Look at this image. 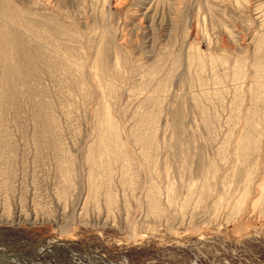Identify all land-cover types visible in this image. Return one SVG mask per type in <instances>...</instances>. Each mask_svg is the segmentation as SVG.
<instances>
[{
	"label": "rangeland",
	"instance_id": "rangeland-1",
	"mask_svg": "<svg viewBox=\"0 0 264 264\" xmlns=\"http://www.w3.org/2000/svg\"><path fill=\"white\" fill-rule=\"evenodd\" d=\"M0 254L264 264V0H0Z\"/></svg>",
	"mask_w": 264,
	"mask_h": 264
},
{
	"label": "bare ground",
	"instance_id": "bare-ground-1",
	"mask_svg": "<svg viewBox=\"0 0 264 264\" xmlns=\"http://www.w3.org/2000/svg\"><path fill=\"white\" fill-rule=\"evenodd\" d=\"M69 229H70V226H67V227H65L64 230L61 229V232H63V233L65 232V233H67ZM0 257L3 258V261H4L3 264H12V263L10 262V258H11V257H9V259H8V258H6V256H2L1 254H0ZM0 260H1V259H0ZM0 263H1V262H0Z\"/></svg>",
	"mask_w": 264,
	"mask_h": 264
}]
</instances>
